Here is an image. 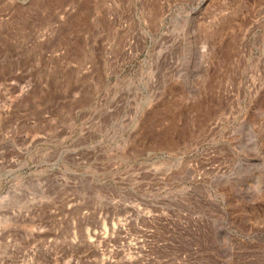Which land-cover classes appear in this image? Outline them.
I'll return each instance as SVG.
<instances>
[{
  "label": "rangeland",
  "instance_id": "obj_1",
  "mask_svg": "<svg viewBox=\"0 0 264 264\" xmlns=\"http://www.w3.org/2000/svg\"><path fill=\"white\" fill-rule=\"evenodd\" d=\"M0 232L34 264H264V0H0Z\"/></svg>",
  "mask_w": 264,
  "mask_h": 264
},
{
  "label": "bare ground",
  "instance_id": "obj_2",
  "mask_svg": "<svg viewBox=\"0 0 264 264\" xmlns=\"http://www.w3.org/2000/svg\"><path fill=\"white\" fill-rule=\"evenodd\" d=\"M1 233V232H0ZM11 246L5 240H0V264H34L37 260L33 256L32 259H27L26 257H10L8 249Z\"/></svg>",
  "mask_w": 264,
  "mask_h": 264
}]
</instances>
